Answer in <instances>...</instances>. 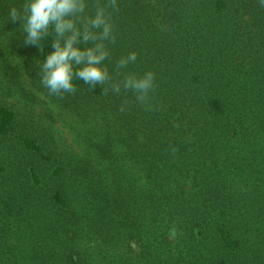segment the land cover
<instances>
[{
    "label": "rangeland",
    "instance_id": "rangeland-1",
    "mask_svg": "<svg viewBox=\"0 0 264 264\" xmlns=\"http://www.w3.org/2000/svg\"><path fill=\"white\" fill-rule=\"evenodd\" d=\"M99 1L106 3L105 0ZM23 2L0 0V9L8 11V15L0 14V105L15 113L9 134L0 138V264H72L68 257L76 258L79 252L89 261L94 259H90L92 256L108 257L110 264H117L111 258L114 257L122 258L124 264H142V249H129L131 243L138 245L142 240V232L130 237L133 232L127 230L122 238L114 229L119 221L118 200L101 197L100 188L108 183V173L104 170L105 173L100 175L98 169L92 167L85 178L82 167L84 161L93 164L91 158L94 156L88 153L89 144L98 136L100 141L97 145L101 149L111 140V165L124 179L119 165L125 156L131 157L133 144L142 142L143 135L154 136L152 131H161L164 120L162 117L155 120L150 108L155 103L152 96L159 98L164 84L171 82L170 72L162 68L170 64L162 58L170 49L165 48L162 35L149 37V29L142 38L136 30L134 37L130 38L128 17L119 14L117 8H109L115 41L107 44L110 55L105 66L111 76V80L103 85L107 93L99 97L87 84L76 89L75 93L52 95L41 84L43 61L39 50L34 45L25 46V33L19 27V21L12 23L10 20L9 8H19ZM120 3L123 8V1ZM91 4L94 3L89 0V13L94 11ZM197 6L207 8L205 4ZM244 9L248 10L247 14ZM232 13L233 8L230 14L225 15L212 13L211 16L205 10L192 15L193 18L187 21L191 24H185L188 31L182 32V39L190 41L188 50L206 70L205 73L225 85L216 95L228 102L254 103L256 107L251 105L248 108L262 117L258 103L264 102V15L261 16L262 24L258 26L256 20H249L252 14L248 7L238 9L235 17ZM194 27L196 32L190 33ZM168 37L169 34L166 39ZM132 51L137 53L135 63L126 68L119 67L120 57ZM158 55L162 57L158 58ZM196 67L194 65L188 70L187 75L193 74ZM18 68L21 71L17 78ZM149 70L155 73V86L149 93L151 107L138 101V107L142 108L136 111L129 109L132 107L130 100L137 94L123 88L120 93H114L111 84L122 81L126 74L139 76ZM179 74L177 77L181 78ZM182 87L186 88V85ZM174 90L180 95L178 89ZM164 93L161 99L170 97ZM121 105L125 106L124 111L120 110ZM128 109L133 113L128 120L135 117V124L128 126L136 128L130 134L122 128L121 137H114L119 133V126L125 123ZM249 109L241 108L240 111L245 114ZM238 113V110L234 111V114ZM96 115L101 117L100 121ZM233 119V124L217 120L219 128L215 133L222 144L213 140L209 147L221 151L217 162L223 167L222 174L233 175L237 179L236 176L243 171L241 157L246 151L250 154L253 151L250 147L252 139H245L242 131L249 133L256 126L246 128L242 116L237 122V115ZM101 128L107 131L103 133ZM174 128L177 129V125ZM241 138L245 139L244 143H241ZM253 139L262 141L261 135L253 136ZM29 142L39 145L40 149L29 146ZM129 144L131 146L127 150ZM222 160L227 164L223 166ZM114 169L110 167V172ZM184 170L193 174L189 166ZM218 178L215 175V180ZM161 180L166 189L177 186L175 192H184L178 185V182L180 185L184 182L181 174L177 179ZM224 183L221 188L226 191L229 185H237L229 180ZM122 198V201L129 202ZM110 200L115 216L110 225V245H107L101 240L102 232H97L95 221L100 204ZM238 227L231 223L233 231L238 232ZM206 228L202 235H197L198 230L193 227L192 237L187 232H183L181 238L174 232H167L162 236V243L148 249L150 251L145 254L152 256L150 260L153 257L163 259V264L232 262L235 256L225 247L217 229Z\"/></svg>",
    "mask_w": 264,
    "mask_h": 264
},
{
    "label": "trees",
    "instance_id": "trees-1",
    "mask_svg": "<svg viewBox=\"0 0 264 264\" xmlns=\"http://www.w3.org/2000/svg\"><path fill=\"white\" fill-rule=\"evenodd\" d=\"M122 1L123 8L120 3ZM92 2L96 5L97 0ZM94 4H91V8H95ZM201 4L207 5V8L201 9L197 6ZM244 7H248L252 14L249 20H256L260 26L264 8L259 6L258 0H213V3L211 0H118L119 14L122 13L129 19L130 38L134 37L135 30L142 38V34L149 29V37L155 34L162 35L165 48L170 49L165 56L158 55V58L160 56L170 63L162 68L170 72L168 77L171 82L169 85L164 84L159 98L156 95L152 96L155 103L150 108L155 120L163 118L164 126L159 132L152 131L154 136L143 135L142 142L133 144L134 152L131 157L125 156L119 165L121 174L125 175L124 179L118 176L111 165L113 162L111 140L108 141V146L101 149L97 145L100 141L98 136L89 144L88 153L94 156L91 158L93 164L84 161L82 171L85 178L92 167L98 169L100 175L105 171L108 173V183L104 188H100V192L103 193L101 197L118 200L119 221L117 224L114 223V229L122 238L127 230L133 232L130 237L142 232V240L138 245L132 243L129 245V249H142V264H163V259L153 257L150 260L152 256L147 257L145 252L162 243V236L167 232H174L180 238L183 232H187L190 237L194 236L193 227L198 230L197 235H202L206 227L217 229L225 247L235 256L232 262L222 261L224 264H264V102L258 103L261 105L260 117L248 108L251 105L256 107L254 103L228 102L216 95L225 88V85H221L217 79L205 73L206 70L196 62L188 50L190 41L185 42L182 39V32L188 31L185 24H191L187 21L193 18L192 15L202 10L211 16L212 13L225 15L230 14L233 8L232 14L235 17L238 9ZM0 10H2L0 14L8 15L6 9ZM244 11L247 14L248 10ZM192 32H196L195 27L190 31ZM168 34L169 37L166 39ZM50 43L51 38L41 41L43 51L35 46L42 61L51 50ZM194 65L197 66L196 71L188 76L187 71ZM20 71L21 68L16 69L17 78ZM177 73H180L181 78L177 77ZM74 83L76 89L87 85L80 80H74ZM182 85H186V88ZM174 89H178L180 95ZM93 90L99 97L107 93L103 85H97ZM163 93L164 96L170 97L161 99ZM130 101L132 107L129 109L136 111L142 108L138 107L140 103L136 96ZM232 102L236 104L231 106ZM241 108L249 109V112L242 114ZM129 109L125 115V123L119 126V133L114 137H121L122 128L123 130L125 128L127 134L136 128L128 126L135 124V117L128 120V116L133 114ZM235 110L239 113L234 114ZM140 112L142 113L141 110ZM236 115V122L242 116L246 128L250 125H255L256 128H251L246 134L242 131L245 139H252L250 147L253 151L251 154L248 151L243 154L241 157L243 171L234 179L233 175L222 174L223 167L217 162V155L221 154V151L211 150L209 144L213 140L222 144L219 135L215 133L219 128L217 120L233 124L231 120H234ZM14 117L13 110L0 105V138L9 134ZM96 118L98 121L101 120L100 116L96 115ZM175 124L177 129L174 128ZM102 130L103 133L107 131ZM96 131L93 133L96 134ZM140 131L142 132V127ZM258 135H261L262 141L257 142L253 139V136ZM245 139L241 138V143H244ZM33 144L29 142V146L40 149L39 145ZM130 146L131 144L126 146L127 150ZM229 153L231 151L228 155ZM177 158L179 160H176ZM221 162L223 166L227 164L223 160ZM109 166L115 171L110 172ZM188 166L192 168L193 174L184 170ZM179 174L182 175L184 182L182 185L178 182V185L184 192L180 194L178 191L175 192L177 186L170 189L163 187L161 178L177 179ZM215 175L219 177L216 180ZM227 180L237 185H229L228 191L223 190L222 183ZM121 196L129 202L122 201ZM56 200L60 202L59 197H56ZM98 212L99 216L95 221L97 232H102L101 240L110 245V225L115 216L111 200L100 204ZM232 222L239 226L238 232L230 228ZM167 241L166 239L165 243ZM68 258L72 264H110L108 257L92 256L90 259H94L89 261L87 257H81V252L76 258L71 256ZM111 258L117 264H124L122 258ZM50 261L55 262L52 259Z\"/></svg>",
    "mask_w": 264,
    "mask_h": 264
},
{
    "label": "clouds",
    "instance_id": "clouds-1",
    "mask_svg": "<svg viewBox=\"0 0 264 264\" xmlns=\"http://www.w3.org/2000/svg\"><path fill=\"white\" fill-rule=\"evenodd\" d=\"M258 4L264 8V0ZM117 6L118 0L104 4L97 0L89 13V0H24L19 9H9L11 22L19 21L23 28L25 46L43 51L41 41L51 38V50L41 65V84L49 94L75 93L74 80L93 88L111 80L105 61L110 55L107 44L115 41V34L108 9ZM136 60L137 53L132 51L120 57L118 66L126 68ZM154 86L155 73L149 70L139 76L126 74L122 81L113 82L111 89L114 93H120L121 88L131 90L139 102L151 107L149 93Z\"/></svg>",
    "mask_w": 264,
    "mask_h": 264
}]
</instances>
